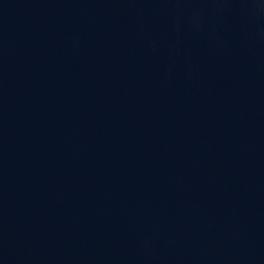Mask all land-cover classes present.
<instances>
[{
	"label": "water",
	"instance_id": "95a60500",
	"mask_svg": "<svg viewBox=\"0 0 264 264\" xmlns=\"http://www.w3.org/2000/svg\"><path fill=\"white\" fill-rule=\"evenodd\" d=\"M0 264H264V0H0Z\"/></svg>",
	"mask_w": 264,
	"mask_h": 264
}]
</instances>
